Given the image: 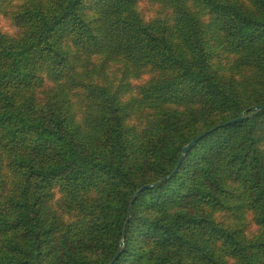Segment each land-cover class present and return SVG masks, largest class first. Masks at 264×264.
Listing matches in <instances>:
<instances>
[{
	"label": "trees",
	"instance_id": "obj_1",
	"mask_svg": "<svg viewBox=\"0 0 264 264\" xmlns=\"http://www.w3.org/2000/svg\"><path fill=\"white\" fill-rule=\"evenodd\" d=\"M0 22V264H264V112L223 127L264 106V0H0Z\"/></svg>",
	"mask_w": 264,
	"mask_h": 264
},
{
	"label": "water",
	"instance_id": "obj_2",
	"mask_svg": "<svg viewBox=\"0 0 264 264\" xmlns=\"http://www.w3.org/2000/svg\"><path fill=\"white\" fill-rule=\"evenodd\" d=\"M262 112H264V106L263 107L254 108L249 113L242 114L238 119L231 121L230 123L226 124L223 127H229V126L237 125V124H240V123H244L246 121H249V120L253 119L254 117H256L257 115H259ZM208 135L209 134L203 135L201 138L191 142L187 147L184 148L183 156H182V159H181V163L183 162L184 158L189 154V152H191L194 149V147L199 143V141L203 140ZM181 163L179 164L178 168L174 171V173L171 176L166 177L165 179H163L162 181H160V182H158V183H156L154 185L146 186V187L142 188L141 190H139L137 192V194H136V196H135V198H134V200H133V202H132V204H131V206L129 208L128 220H127V222L125 224V228H124V239L122 241V245L124 246L123 247V251L125 250V241H126V238H127L128 227H129V223H130V220H131L134 203L140 197V195L143 194L144 192H146L148 190H151V189H154V188H158V187L162 186L164 183L168 182L172 177H174L178 173L179 168L181 166ZM123 251H120L118 253V255L115 258V261H117L121 257Z\"/></svg>",
	"mask_w": 264,
	"mask_h": 264
},
{
	"label": "rangeland",
	"instance_id": "obj_3",
	"mask_svg": "<svg viewBox=\"0 0 264 264\" xmlns=\"http://www.w3.org/2000/svg\"><path fill=\"white\" fill-rule=\"evenodd\" d=\"M143 6H145L146 9L149 8V5L147 3L142 4ZM0 28L2 29V31L10 36L13 37L15 36L17 29L15 27H13L12 25L6 23V22H0ZM118 77V74L115 72L113 78L116 79ZM115 84H117L116 81H114Z\"/></svg>",
	"mask_w": 264,
	"mask_h": 264
}]
</instances>
